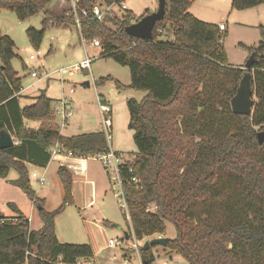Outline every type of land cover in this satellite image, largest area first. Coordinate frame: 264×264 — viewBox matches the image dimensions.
I'll use <instances>...</instances> for the list:
<instances>
[{"label": "trees", "instance_id": "obj_1", "mask_svg": "<svg viewBox=\"0 0 264 264\" xmlns=\"http://www.w3.org/2000/svg\"><path fill=\"white\" fill-rule=\"evenodd\" d=\"M50 1L0 0V9L13 11L19 20L43 10L41 30H26L29 42L38 47L49 24L76 27L72 16L46 8ZM76 2L88 12L86 16L78 12L82 38H97L99 56L127 66V87L145 92L140 101H127L128 128L137 152L126 161L132 171L124 170L123 175L137 179L124 186L128 228L134 237L140 241L163 236L166 222H171L176 236L167 238L165 247L189 264H264V141L257 138L264 130V26H259L258 45L245 46L248 57L253 56L251 66L232 67L218 42V26L189 12L193 0H166L165 15L155 23L150 40L125 32L147 11L138 18L126 9L119 15L107 13L100 22L92 17L94 0ZM259 4L264 0H231V8L238 10ZM14 46L13 39L0 31V131L15 137L13 145L0 148V178L10 169L17 172L11 183L33 202L42 226L30 229L28 219L8 203L19 215H0V264H75L79 258L92 257L93 249L89 243L57 240L54 219L63 205L52 211L44 208L31 188L26 164L46 167L49 148L56 143L79 156L105 152L109 144L102 131L61 135L47 123L54 119V107L44 90L33 103L20 105L21 78L11 64ZM227 74H233L234 85L223 91L217 109L203 86ZM246 75L257 100L250 114L233 113L231 101ZM109 79L113 77H100L98 83ZM115 82L118 88L126 87ZM25 120L42 123L27 127ZM194 123L200 132L188 133ZM57 175L64 202L69 203L72 175L65 167H59ZM155 246H139L141 264H153ZM121 254L128 259L135 251L126 242Z\"/></svg>", "mask_w": 264, "mask_h": 264}, {"label": "rangeland", "instance_id": "obj_2", "mask_svg": "<svg viewBox=\"0 0 264 264\" xmlns=\"http://www.w3.org/2000/svg\"><path fill=\"white\" fill-rule=\"evenodd\" d=\"M59 1H50L46 5V8L58 14L69 11V3L56 7ZM193 2H195L191 9L193 12H196V8L198 7L202 8L206 15L210 16L206 18H211L214 21L221 20L229 28V31L233 29L229 35L227 32L222 33V48H224V53L229 64L236 67L245 65L249 55L245 46H257L259 37H256V34L258 35L256 28L239 25L233 21L236 17L235 15L241 13L242 10L231 8V0H193ZM124 3L135 18H138L145 11H147V14L152 13L158 7V0H124ZM115 10L118 15L122 12L117 5L115 6ZM42 18L43 10L24 20H19L13 11L0 9V31L2 34L10 36L15 43L14 52L16 56L11 60V64L21 78L23 87L28 86L32 82H38L37 79L32 78L30 75L33 68L41 67L40 70L42 72H53L59 68L78 63L86 55L90 57L96 56V58L93 59L89 70H81L75 75L66 76L68 82L64 86H71L74 90L72 93L67 92L68 88L64 91L60 88V79L56 73H53L49 77L39 81L37 86L29 87L26 91L28 98L33 99V96L39 94L41 90H44L46 96L53 100L59 99L66 94L74 106H79L75 109V115L70 119V122L76 121L77 126L74 128L72 127L74 125L70 123L71 126L68 127V132L89 131L94 126L95 128L100 126L101 115L98 111L96 98L98 94H102L112 105L111 142L113 147L120 148L130 155L136 154L137 149L133 141V130L128 128L129 114L127 101L131 98L140 100L142 91L127 87L130 82L129 68L117 63L112 58L99 56L102 52L100 46H93L89 40L82 38L74 25L56 26L49 24L45 29L40 45L38 47L33 46L27 38L26 30L28 28L41 30ZM164 35L160 37L165 39ZM170 37L174 39L173 36ZM38 50L39 53H37ZM30 55H34L35 59H30ZM23 64L25 68H23ZM232 75L227 74L219 80H210V82H207L203 86L204 91L210 95L213 106L217 109L221 106L223 91L234 85ZM106 76H111L113 79L106 80L104 83H98L100 77ZM86 81L89 83V87L83 85ZM115 81L124 86L128 85L124 88H118ZM252 99L253 101L257 100L254 94ZM57 119L59 121V117ZM86 123L88 124L87 126ZM194 125L193 129L187 130L188 133L196 131L197 134L200 132L198 130L200 125L198 123H194ZM199 138V134L195 135L196 140H199ZM13 176H16V172L10 170L7 179ZM0 181L2 180L0 179ZM50 190V200L45 205L49 210L57 206L59 202L56 187ZM112 194L108 195L111 197V200L105 204V209L112 224L105 228L109 230V238H120L123 232L129 230L130 226L128 228V225H130V222L124 217L117 204L118 199ZM7 200L20 202L26 212L29 209L27 197L15 186H0V213L6 210L11 212L9 206L5 203ZM10 214L14 213L11 212ZM35 214L37 215V213ZM175 236L174 225L171 222H166V230L163 237L172 239ZM122 237L124 238L125 236ZM154 237L156 236L143 238L138 244L142 245L144 241ZM154 249L156 254L154 264H162L163 261H166V264H189L186 259L175 252H170L165 246L157 245Z\"/></svg>", "mask_w": 264, "mask_h": 264}, {"label": "crops", "instance_id": "obj_3", "mask_svg": "<svg viewBox=\"0 0 264 264\" xmlns=\"http://www.w3.org/2000/svg\"><path fill=\"white\" fill-rule=\"evenodd\" d=\"M65 3L66 4L70 3V0H60L59 3L56 5V7L63 6ZM194 3L195 2H192L188 10L195 17H197L198 19L204 22L214 23L217 26L223 24L221 20L214 21L211 20V18H206L210 16L206 15V13L202 8L198 7L196 8V12H193L191 9L193 8ZM263 5L264 4H259L254 7L242 9L241 13L235 15L236 17L235 19H233V21L236 22V24L256 28L258 30V35L256 34V37H259V40H260L259 26L260 25L264 26V7H262ZM126 10H128V7ZM231 31H233V29L229 31V28H227V26L225 25L224 32H227L229 35ZM232 67H236V66H232ZM238 67H242V66L239 65ZM38 82L36 81L32 82L26 87L22 86V89L19 93L20 95L19 101L21 106L33 103L35 97L39 95L37 94L36 96H33L34 97L33 99H29L26 94L28 88L37 86ZM66 82H68V79L66 77L64 82L60 80L59 83L60 88L63 91L68 88L67 92L72 93L74 90L71 86L70 87L64 86ZM83 85L85 84L83 83ZM85 86L89 87V84ZM70 88H72V91H70ZM144 95L145 92L142 91V95L139 99L141 100L144 97ZM99 100H101L102 103L107 104L111 108V112H112L111 103L108 100H106L102 94H98L96 101L100 115L101 112L99 108ZM61 104L64 106V109L66 111H69L71 114L66 119H62L59 117V121L57 119L58 116L54 114V119L47 122L51 125L56 126L61 135L72 136V135H78L89 132H98V131L103 132L104 129L102 125V120L100 122L101 124L99 123L100 126L98 128H95L94 126V128L89 131L80 130V131L68 132V127L71 126L70 123L74 125L72 126L74 128L77 126V122L76 121L70 122V119L75 115L76 113L75 109L78 108L79 106L78 105L74 106L72 101L68 98L66 94H64L59 99L53 100L52 102L54 109L57 106H60ZM41 123L42 122L40 120H25V124L27 127L36 128ZM87 125L88 124L86 123V126ZM10 135L14 142L15 137L12 134ZM56 144L50 146L49 148L51 157L46 167L39 168L30 163H27L26 166L29 173L31 188L34 190L36 196L44 201V208L47 211H52L58 208L59 206L63 205L62 212L56 215L54 219L55 233L57 240L59 242H65V243H89L93 249V256L79 258L78 261L81 262L82 264H123L124 260L127 261V264H141L139 256L136 253L134 254V256L132 255L133 256L132 258H128V259L122 256L121 248L124 246L126 242H123L120 245H115V246H110L108 244V240L111 237L110 238L108 237L109 230H107L105 227L109 225L111 226L112 221L109 218L107 210L105 209V204L107 201L111 200L110 199L111 197L108 195L112 194V192L110 191L109 181L101 162L98 159L94 158L93 156H79L76 154H72L70 151L61 149L60 144H58L59 146L56 147L55 152H53ZM109 146L114 151L120 153L126 161L132 160L135 156V154L130 155L125 151L121 150L120 148H117L115 146L113 147L112 142L109 143ZM59 167H65L72 175L71 200L69 203L64 202L63 186L57 175V170ZM10 170H14V169H10ZM32 173H36L37 176H43L44 181L42 183H39L36 180V178L32 176ZM7 176L5 178H0L2 180L0 181V186L2 187L4 185L15 186L11 183V181L18 178L17 172H16V176H13L10 179H7ZM54 187H56V192L59 197V202L57 206L49 210L45 207V205L47 201L50 200V195H51L50 189L53 190ZM27 199L29 206L27 212L20 202L7 200L5 203L7 204V206L8 203H14L15 207L19 209L21 214L26 219H28L30 229L38 230L42 226V222L38 217V214L37 215L35 214L37 213V210L33 205V202L28 197ZM9 208L11 212H13L14 214H10L11 212L9 210H6L5 212L0 213V215L6 217H18L19 214L16 213L13 208L11 207ZM122 236H124V232L121 234L120 238L112 237V239L121 241ZM152 251L156 257L155 249L153 248Z\"/></svg>", "mask_w": 264, "mask_h": 264}, {"label": "built area", "instance_id": "obj_4", "mask_svg": "<svg viewBox=\"0 0 264 264\" xmlns=\"http://www.w3.org/2000/svg\"><path fill=\"white\" fill-rule=\"evenodd\" d=\"M94 1H95V4L93 5V8H92V17L100 22L103 21L105 14L116 13V10H115L116 5L121 10L127 9V6L124 3V0H121L119 3H111V4H104L101 0H94ZM69 5H70V9L69 11L65 12V15L72 16L74 18L75 23H76V28L78 29L80 26L78 12H80L84 16L88 15V12L84 8H79L77 6L76 0H70ZM224 30H225L224 24L218 25V32H219L218 42L220 44L222 43V33L224 32ZM160 31L161 30H159V32ZM90 42L93 46L100 45L99 40L97 38L92 39ZM37 53H39V50L37 51ZM29 58L35 59V56L30 55ZM94 58H96V56L90 57L86 55L85 58L79 61L78 63L72 64L67 67L59 68L58 70L53 71V72H42L40 70L41 67H36V68H33V70L30 72V75L32 78H35L38 81H40L42 79L49 77L53 73H56L59 79L62 82H64L66 76L75 75L77 72L81 70H89L91 68V63ZM70 91H72V88H70ZM99 108L101 112V120H102L103 129H104L103 133L106 136V139L109 144L111 142V132H112L111 108L107 104L102 103L101 100H99ZM54 114L62 119H66L71 113L69 111H66L64 109V106L61 104L60 106H57L54 109ZM58 146H59L58 144L55 145L53 152H55V149ZM92 156L101 162L103 169L107 175L108 181H109L110 191L118 199V203H117L118 206L120 207L126 220L130 222V212H129V208H128L126 198H125L124 186H125V183L137 182V179L135 176H131L130 178L124 177L123 173H124V170H126L127 172H131L132 167L126 166V160L123 158V156L120 153L114 151L110 146L107 151L95 153ZM32 176L35 177L39 183H42L44 181V177L37 176L36 173H32ZM127 234H128L127 239L122 237V240L118 241L116 239L110 238L108 240V244L110 246H115V245H120L123 242H127L129 246L132 247L135 253L138 255V248L140 245L138 244V240L134 237L131 226ZM75 264H82V263L77 260ZM123 264H127V261L124 260ZM162 264H166V261H163Z\"/></svg>", "mask_w": 264, "mask_h": 264}, {"label": "water", "instance_id": "obj_5", "mask_svg": "<svg viewBox=\"0 0 264 264\" xmlns=\"http://www.w3.org/2000/svg\"><path fill=\"white\" fill-rule=\"evenodd\" d=\"M165 9L166 0H158V7L155 11L142 16L137 21L126 26L125 32L135 37L144 38L148 40L152 39V30L155 26V23L164 17ZM252 61L253 56L251 55L248 57V60L246 61L244 67H250ZM249 82L250 81L248 75L244 76L241 79L236 94L231 101V108L233 113L244 115L251 113V108L253 107L254 101L252 99L253 93L250 90ZM84 84L88 85L89 83L86 81L84 82ZM257 138L259 143H262L264 141V130L257 132ZM13 144L14 142L10 133L5 130L0 131V148L8 147ZM124 236L126 239L128 238L127 231L124 232ZM166 243L167 238L163 236H158L151 238L150 240L144 241L142 247L143 249H147L154 244L166 246Z\"/></svg>", "mask_w": 264, "mask_h": 264}]
</instances>
